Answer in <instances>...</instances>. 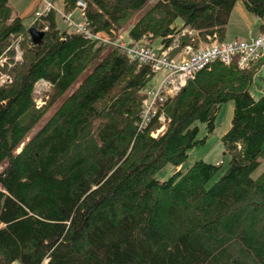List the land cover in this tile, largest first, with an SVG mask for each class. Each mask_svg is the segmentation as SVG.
Returning <instances> with one entry per match:
<instances>
[{
  "label": "trees",
  "instance_id": "obj_1",
  "mask_svg": "<svg viewBox=\"0 0 264 264\" xmlns=\"http://www.w3.org/2000/svg\"><path fill=\"white\" fill-rule=\"evenodd\" d=\"M77 1L62 0V11ZM82 1L93 34L116 40L130 26L131 43L158 39L166 49L177 35L178 46L187 42L180 27L222 41L238 0ZM241 1L264 22V0ZM57 17L31 24L47 27L33 45L24 17L0 0V58L12 78L0 86V264H264V170L253 177L264 160V87L257 99L250 92L260 64H208L143 125L149 66ZM17 37L14 62L7 48ZM39 79L52 88L35 107ZM227 102V167L221 175L201 159L186 167L205 144L199 126L211 135ZM167 165L180 169L161 182Z\"/></svg>",
  "mask_w": 264,
  "mask_h": 264
},
{
  "label": "built area",
  "instance_id": "obj_2",
  "mask_svg": "<svg viewBox=\"0 0 264 264\" xmlns=\"http://www.w3.org/2000/svg\"><path fill=\"white\" fill-rule=\"evenodd\" d=\"M38 5L33 13V23L48 16L52 11L61 15V19L66 24L68 31L80 33L88 40H95L100 45L113 46L130 56L139 64H146L150 71L154 74H159L160 78L156 81V86L145 88L146 97L144 98L143 114L141 115L142 124L149 122L152 114L155 113V105L161 103L165 98L171 97L181 90L187 81L191 79L198 71L203 69L208 64L218 61L223 64L234 63L239 69H247L257 64L264 56V31L258 36H250L243 40L218 41L217 34H207L203 37L198 36V33L186 28L181 35H187L189 39L183 46H178V38L175 37L172 44L163 49L155 48L140 40L134 43L125 42L122 36L116 40L100 37L93 34L88 28L84 19L85 2L78 0L75 4V9L71 12H59L51 0H39ZM41 31H46L47 27L38 28ZM20 37L12 40L7 50L11 51V58L14 62L21 61L22 51L20 48ZM203 45H197L200 40H204ZM201 43V42H200ZM182 48L176 56L169 55L170 50ZM6 57L0 58V86L11 83V75L4 68L7 62ZM10 64H8L9 66ZM50 82L39 79L34 84L33 102L36 106L40 105L45 95L51 90ZM40 107V106H39ZM163 121V118H160ZM164 127L159 129L153 137L160 135Z\"/></svg>",
  "mask_w": 264,
  "mask_h": 264
},
{
  "label": "rangeland",
  "instance_id": "obj_3",
  "mask_svg": "<svg viewBox=\"0 0 264 264\" xmlns=\"http://www.w3.org/2000/svg\"><path fill=\"white\" fill-rule=\"evenodd\" d=\"M154 1L155 0H150L149 3L147 4V6ZM9 3L11 5V7H13L14 9H16V8L19 9V12L24 17V21H23L24 25L26 27H29L32 20H34L33 13H34L36 7L38 5H40V1L39 0H9ZM55 6H56V8H58V11L61 12L62 7L60 5V0H55ZM147 6L144 7L140 12H138L134 16V18L131 20V23H134L139 17L142 16V14L148 8ZM14 13H15V11H14ZM242 14H244V16H247V18L243 17ZM58 16H59V17H57L58 24L60 25L61 28H65L66 24L63 22L62 19H60L61 15L59 14ZM256 18H257L256 16L252 15L251 13H249L246 10L243 2L241 0H238L232 8L231 14L229 16V19H228V22L226 25L227 26L226 33L224 32V35L226 36L227 39H232L236 34L237 35L240 34L241 33L240 31H242V30L244 31L243 33H246L247 30H244V29H246L247 27L251 28V26L254 24V22H252L251 20H257ZM258 23L260 24L261 21H258ZM258 25H257V27H258ZM177 26L178 27L180 26L179 22L177 23ZM128 28H130V26H127V29ZM181 29H182L181 32H185L187 30L186 27L181 28ZM126 30L124 32H127ZM121 36L124 37L126 42L131 41L128 37H126L124 35V33H121ZM176 37L178 38V35ZM178 40H179V38H178ZM217 40L219 41V39H217ZM238 40H243V39L238 38ZM222 41H224V40H222ZM158 42H159V40L155 39V40H153V42H151L150 46H153L155 48H162ZM200 42H198V44L195 46L198 47V45H200V44L203 45L205 43V39L200 40ZM142 43L147 44L146 41H143ZM20 48H21V45H20ZM21 50H22V48H21ZM181 50H182V48H177L176 49L177 52L173 56H176L178 53H180ZM173 52L174 51L170 50L169 55L172 56ZM91 69H92V66H89L83 75L90 72ZM82 78L79 79L77 82H75L72 85V88H76L78 86V84L81 82ZM159 78H160L159 74H154L152 79L146 85V88H152L153 86H156V81H158ZM263 85H264V68L255 77L254 83L250 87L251 95L253 97H255L256 99L260 96V93L264 87ZM33 89H34V86H33ZM49 92H51V91H49ZM48 95H49V93H47L45 95L41 104L38 106L35 105V107L42 106L45 103V101L47 100ZM141 113L143 114V106H142V112ZM231 113H232V102H227V103L221 105L219 112L217 114L216 120H215V130L211 135H207L204 125L201 124L199 126V133L197 134L198 135L197 138L198 139L205 138V144L189 151L187 161L185 162L186 167L190 166L195 161L201 159L207 163H211V164H214L216 166H222V169L220 170L219 175H221L223 173V171L227 167L228 156H225L223 154L224 149H223V145L221 143V137L229 129ZM178 169H180V168H175L171 165H167L157 175V178L161 182L166 181V179L171 175V173L172 172L174 173ZM263 170H264V160L261 162L260 166L254 172L253 177H257ZM216 179L217 178H215V180ZM11 264H21V263L16 260V261H13Z\"/></svg>",
  "mask_w": 264,
  "mask_h": 264
},
{
  "label": "crops",
  "instance_id": "obj_4",
  "mask_svg": "<svg viewBox=\"0 0 264 264\" xmlns=\"http://www.w3.org/2000/svg\"><path fill=\"white\" fill-rule=\"evenodd\" d=\"M53 4L55 5V1L53 2ZM60 5L62 7V0H60ZM14 11H15L16 14L23 16L19 12V9L18 8L14 9ZM61 11H62V9H61ZM242 16L245 17V18H247V16H244V14H242ZM256 19L257 20H251L252 22H254V24L251 26L252 29L249 28V27H247L246 29H244V30H247L246 33H243L244 31L242 30V31H240L241 32L240 34H238V35L236 34L232 39H227L226 36L224 35L223 40L224 41H230V40H234V39H238V38H240V39H248L250 36H252V37L258 36L262 32V29H261L260 26H261V24H264V22L261 21L259 18H256ZM258 21H261V23L259 24ZM257 25H258V27H257ZM226 28H227V26H226ZM226 28H225V33H226ZM123 33L127 37V32H123ZM257 64H260V67H259V70H258L257 74L255 75V77L264 68V56L262 57V59Z\"/></svg>",
  "mask_w": 264,
  "mask_h": 264
},
{
  "label": "water",
  "instance_id": "obj_5",
  "mask_svg": "<svg viewBox=\"0 0 264 264\" xmlns=\"http://www.w3.org/2000/svg\"><path fill=\"white\" fill-rule=\"evenodd\" d=\"M29 38L33 45H39L42 42L44 32L36 29L33 26L27 28Z\"/></svg>",
  "mask_w": 264,
  "mask_h": 264
},
{
  "label": "bare ground",
  "instance_id": "obj_6",
  "mask_svg": "<svg viewBox=\"0 0 264 264\" xmlns=\"http://www.w3.org/2000/svg\"><path fill=\"white\" fill-rule=\"evenodd\" d=\"M176 28H177V27H176ZM177 29H179V28H177ZM180 29H181V27H180ZM174 30H175V29H174ZM195 31H196V30H195ZM176 32H177V30H176ZM200 33H201V32H200ZM200 33H199V34H200ZM175 35H176V34H175ZM201 35H202V33H201ZM204 35H205V34H204ZM184 38H185V37H184ZM186 38H188V37L186 36ZM188 39H189V38H188ZM217 39H218V38H217ZM181 40H183V39H181ZM185 40H186V39H184L183 41L186 42L187 40H186V41H185ZM170 41H172V40H170ZM170 41H168V42L170 43ZM219 41H220V40H219ZM169 43H168V44H169ZM180 43H182V42L180 41ZM186 43H187V42H186ZM183 44H184V43H183ZM166 46H167V45H166ZM168 46H169V45H168ZM207 67H208V66H207Z\"/></svg>",
  "mask_w": 264,
  "mask_h": 264
}]
</instances>
